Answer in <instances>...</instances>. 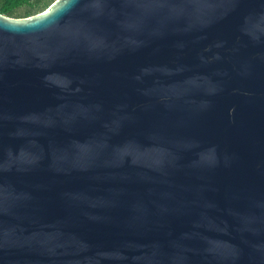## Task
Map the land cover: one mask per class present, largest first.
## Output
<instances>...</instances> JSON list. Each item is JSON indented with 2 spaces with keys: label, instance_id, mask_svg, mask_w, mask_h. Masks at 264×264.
I'll use <instances>...</instances> for the list:
<instances>
[{
  "label": "water",
  "instance_id": "1",
  "mask_svg": "<svg viewBox=\"0 0 264 264\" xmlns=\"http://www.w3.org/2000/svg\"><path fill=\"white\" fill-rule=\"evenodd\" d=\"M0 264H264V0L0 14Z\"/></svg>",
  "mask_w": 264,
  "mask_h": 264
},
{
  "label": "trees",
  "instance_id": "2",
  "mask_svg": "<svg viewBox=\"0 0 264 264\" xmlns=\"http://www.w3.org/2000/svg\"><path fill=\"white\" fill-rule=\"evenodd\" d=\"M57 0H0V14L23 19L35 16Z\"/></svg>",
  "mask_w": 264,
  "mask_h": 264
}]
</instances>
